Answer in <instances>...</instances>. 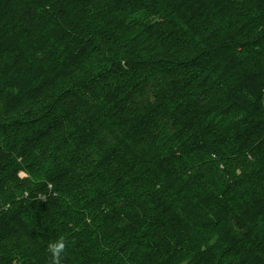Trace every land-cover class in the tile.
I'll return each instance as SVG.
<instances>
[{"label":"trees","instance_id":"obj_1","mask_svg":"<svg viewBox=\"0 0 264 264\" xmlns=\"http://www.w3.org/2000/svg\"><path fill=\"white\" fill-rule=\"evenodd\" d=\"M60 238L264 264V0H0V264Z\"/></svg>","mask_w":264,"mask_h":264},{"label":"clouds","instance_id":"obj_2","mask_svg":"<svg viewBox=\"0 0 264 264\" xmlns=\"http://www.w3.org/2000/svg\"><path fill=\"white\" fill-rule=\"evenodd\" d=\"M68 244L64 238L51 241L48 244V253L51 264H62V256L65 254Z\"/></svg>","mask_w":264,"mask_h":264},{"label":"rangeland","instance_id":"obj_3","mask_svg":"<svg viewBox=\"0 0 264 264\" xmlns=\"http://www.w3.org/2000/svg\"><path fill=\"white\" fill-rule=\"evenodd\" d=\"M148 87H149V83H148V85H147ZM6 132H9V133H11V131H6ZM225 150V149H224ZM226 151V150H225ZM220 154L221 155H225L226 153L224 152V151H221L220 152ZM227 157V156H226ZM23 172V173H22ZM22 173V174H21ZM19 175L21 176V177H26L27 176V174L24 172V171H21L20 173H19ZM67 192H69L70 194L72 193V191L71 190H67ZM110 196V195H109ZM113 197V196H112Z\"/></svg>","mask_w":264,"mask_h":264}]
</instances>
